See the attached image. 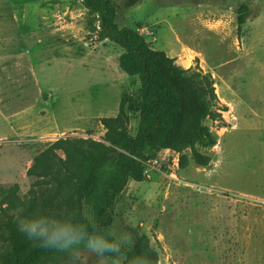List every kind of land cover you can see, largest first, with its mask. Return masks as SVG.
<instances>
[{
    "label": "rangeland",
    "instance_id": "rangeland-1",
    "mask_svg": "<svg viewBox=\"0 0 264 264\" xmlns=\"http://www.w3.org/2000/svg\"><path fill=\"white\" fill-rule=\"evenodd\" d=\"M113 2L118 27L211 75L221 119L205 122L215 145L196 146L207 167L184 150L183 167L147 168L148 181L130 180L116 198L109 229L144 233L158 264H264V0ZM94 26L78 0H0V185L17 184L23 198L38 153L59 138L101 141L100 118L139 96L138 76L119 68L122 49L95 41ZM136 126L128 113L130 134ZM60 264L112 260L81 245Z\"/></svg>",
    "mask_w": 264,
    "mask_h": 264
},
{
    "label": "trees",
    "instance_id": "trees-1",
    "mask_svg": "<svg viewBox=\"0 0 264 264\" xmlns=\"http://www.w3.org/2000/svg\"><path fill=\"white\" fill-rule=\"evenodd\" d=\"M78 1L94 20L95 41H108L122 49L119 68L138 76L139 96L124 95L114 117L100 118L105 130L101 141L59 138L38 153L26 171L34 179L27 198L19 195L17 184L0 185V227L5 231L0 264L65 263L71 252L41 248L19 231L18 222L47 212L75 215L85 222L92 217L96 228L109 229L116 198L130 180L148 181L142 162L161 149L188 150L199 167L211 161L210 155L196 147L203 141L215 145L205 122L221 119L211 75L182 67L164 51L151 49L136 30L118 27L113 0ZM239 9L238 28L247 16L245 6ZM128 113L137 115L134 134L128 130ZM185 162L181 155L179 166ZM127 229L132 244L123 251L121 264H129L137 254H146L151 264H158V252L149 238L138 229Z\"/></svg>",
    "mask_w": 264,
    "mask_h": 264
},
{
    "label": "clouds",
    "instance_id": "clouds-1",
    "mask_svg": "<svg viewBox=\"0 0 264 264\" xmlns=\"http://www.w3.org/2000/svg\"><path fill=\"white\" fill-rule=\"evenodd\" d=\"M92 231H89V228ZM19 231L41 248L56 252H72L81 245L100 257H110L112 264H120L123 251L132 244L131 238L106 228H96L92 217L86 222L75 215L58 216L37 212L18 222ZM129 264H151L146 254L131 257Z\"/></svg>",
    "mask_w": 264,
    "mask_h": 264
},
{
    "label": "built area",
    "instance_id": "built-area-1",
    "mask_svg": "<svg viewBox=\"0 0 264 264\" xmlns=\"http://www.w3.org/2000/svg\"><path fill=\"white\" fill-rule=\"evenodd\" d=\"M163 154L165 157H162ZM161 162L166 165L171 164L172 168L176 169L178 167L179 154L171 149H161L159 152H157L155 157L142 162L144 166V173L146 172L147 168H154Z\"/></svg>",
    "mask_w": 264,
    "mask_h": 264
}]
</instances>
